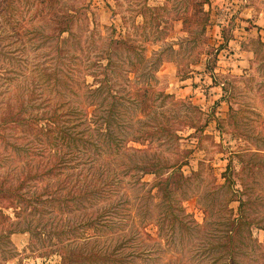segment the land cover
I'll use <instances>...</instances> for the list:
<instances>
[{
  "label": "rangeland",
  "instance_id": "374dc122",
  "mask_svg": "<svg viewBox=\"0 0 264 264\" xmlns=\"http://www.w3.org/2000/svg\"><path fill=\"white\" fill-rule=\"evenodd\" d=\"M143 1L0 0V213L4 215L0 216V264H119L114 246L119 235L99 234L87 222L90 211L97 206L94 200L81 206L73 205L59 214L44 200L47 194L36 197L42 187L47 186L43 179H31L13 192L23 175L47 166L59 156V148L65 155L62 166L74 162L80 168H69L74 171L71 172L63 167L70 176H62L67 183L59 191L61 196L75 179L90 180L89 170H92L86 168L90 162L82 161L85 152L78 145L64 146L57 138L48 139V127L67 123L62 119L64 115L61 119L52 115L50 121L42 116L31 119L33 115L49 114L54 106L57 111L66 108L57 105L60 101L68 100L73 104L80 100L71 92H64L60 97L49 84L39 81L35 66L52 69L55 61L42 54L43 47L37 45L40 39H28L31 26L36 25L43 32L56 36V27L64 26L69 19V24L73 23L76 30L83 29L85 35L88 30L84 29V16L88 15L89 28L93 26V19L103 35H107L109 29L102 24L112 23L116 27L117 45H131L127 39L129 34L144 44L147 54L151 49H162L164 57L173 56L165 57L152 83L154 89L163 88L175 97L189 99L203 111L200 116L193 117L194 126L180 132L177 146L162 145L166 146L167 155L178 158L190 150L181 170L184 175L191 171L198 174L190 182L182 205L199 224L204 221V212L197 194L212 189V175L216 182L223 181L221 172L230 157L233 187L238 189L239 169L243 163L237 154H244L246 160H264V88L257 87L264 82V46L259 43V40L264 41V0H147L154 12L147 11L145 18L151 14L154 17L158 12L159 18L170 23L166 27L161 21L160 26L164 27L159 34H151L148 25L145 28L133 25L143 19L138 11ZM176 13L181 17L173 20ZM177 19L181 21H175ZM156 35L158 40H148ZM72 46L70 41L61 46L62 55L66 51L72 54L75 51ZM56 64L60 67L63 63L56 61ZM182 73L184 78L179 76ZM86 77L91 81V76ZM74 98L78 99L74 101ZM154 102L159 99L155 97ZM175 107L179 105L170 101L164 106L168 112ZM239 107L247 109L241 120L236 113ZM77 117L75 120L79 119ZM81 120L85 121V117ZM130 144L139 146L135 142ZM250 152L256 154L248 157ZM256 170H260L257 173L259 183L264 182V168ZM153 178L152 173L143 176L149 182ZM237 203V200L230 203L234 211ZM58 215H62L61 219ZM61 227L65 231L61 232ZM74 227L77 229L73 231ZM147 230L156 235L153 224ZM252 233L264 247V231L253 227ZM105 254H109L108 257Z\"/></svg>",
  "mask_w": 264,
  "mask_h": 264
},
{
  "label": "trees",
  "instance_id": "16d2710c",
  "mask_svg": "<svg viewBox=\"0 0 264 264\" xmlns=\"http://www.w3.org/2000/svg\"><path fill=\"white\" fill-rule=\"evenodd\" d=\"M162 6L165 8L164 4ZM138 11L143 19L133 22L137 28L148 25L151 34H159L164 27L160 26L161 21L166 27L170 26L167 20L159 18L158 12L154 17L151 14L145 18L147 11L154 12L147 0L142 2ZM180 17L176 13L173 20ZM84 18V29L88 30L85 35L83 29H74L69 19L64 26L56 27V36L43 32L36 25L28 28L31 32L28 39H40L41 43L37 45L43 47L42 54L55 61L52 69L35 66L39 81L49 84V88L60 97L65 95L64 92H71L80 98L73 104L68 100L60 101L57 105L66 108L57 111L54 106L49 114L33 115L31 119L42 116L50 121L52 115L58 119L64 115L65 119H62L67 123L48 127V139L57 138L64 146L69 143L78 145L85 152L82 161L90 162L86 168L92 169L89 170L91 178L88 181L82 178L84 182L75 179L61 196L59 191L67 183L62 176H70L64 169L68 167L74 172L71 169L80 168L74 162L62 166L65 155L59 148V156L47 166L23 175L13 192L31 179H43L47 186H43L36 197L47 194L44 200L59 214L63 209L68 211L73 205L81 206L94 200L97 206L90 211L87 222L99 234L119 235L114 244L119 264H264V247L252 233L253 227L264 231V182L259 183L257 173L260 170H256L264 168L263 158L251 161L246 160L244 154H237L243 163L239 169L240 189L233 187L231 157L221 172L222 182H216L215 175H212V189L197 194L204 212V221L199 224L182 205L190 182L198 174L194 171L189 175L182 173L181 167L187 163L190 150L178 158L167 155V148L162 145L177 146L180 132L194 126L193 117L200 116L203 111L189 99L175 97L163 88L154 89L152 83L156 81L155 73L165 57L173 56L164 57L162 49H151L147 54L144 44L129 34L127 39L131 45H117L114 38L116 27L112 23L102 24L109 29L108 34L103 35L95 20H91L93 26L89 28L88 15ZM144 38L148 39L147 36ZM148 40L153 42L158 37ZM68 41L75 51L72 54L66 51L62 55L60 47ZM259 43L264 46L263 40ZM56 61L63 64L58 67ZM87 75L91 76V81L87 80ZM184 75L179 74L180 78ZM257 87L264 88V82ZM153 96L159 102L155 103ZM168 101L178 104L181 111L175 107L168 112L164 108ZM245 110L242 107L236 109L239 120ZM77 115L79 119L75 120ZM82 116L85 121L81 120ZM248 154L250 157L256 153ZM147 173L154 174L150 182L143 179ZM75 176L80 177L76 173ZM233 200L238 202L235 211L230 205ZM0 216L4 215L0 213ZM61 216L57 218L61 219ZM151 224L155 226L156 235L147 230ZM60 231L65 229L61 227ZM55 235L61 238L59 233ZM161 251L163 254L159 255Z\"/></svg>",
  "mask_w": 264,
  "mask_h": 264
},
{
  "label": "crops",
  "instance_id": "0c3cea01",
  "mask_svg": "<svg viewBox=\"0 0 264 264\" xmlns=\"http://www.w3.org/2000/svg\"><path fill=\"white\" fill-rule=\"evenodd\" d=\"M178 20H180V19H177V20H175V21H178ZM181 21V20H180ZM201 76V75H200Z\"/></svg>",
  "mask_w": 264,
  "mask_h": 264
}]
</instances>
